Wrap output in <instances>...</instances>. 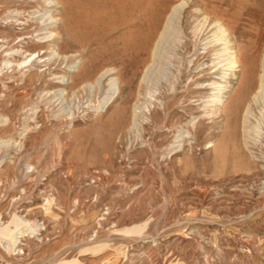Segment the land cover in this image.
<instances>
[{"label":"rangeland","instance_id":"1","mask_svg":"<svg viewBox=\"0 0 264 264\" xmlns=\"http://www.w3.org/2000/svg\"><path fill=\"white\" fill-rule=\"evenodd\" d=\"M131 1L127 25L115 5L87 27L61 0H0V264H264L259 81L233 121L246 73L264 77V0ZM177 3L190 15L159 36ZM215 20L236 71L203 45Z\"/></svg>","mask_w":264,"mask_h":264},{"label":"bare ground","instance_id":"2","mask_svg":"<svg viewBox=\"0 0 264 264\" xmlns=\"http://www.w3.org/2000/svg\"><path fill=\"white\" fill-rule=\"evenodd\" d=\"M42 1L46 2L47 0H42ZM29 3H31V2H29ZM60 3L64 7V9L66 10V16L68 17V24L69 25L71 24L70 23L71 17H78V18H82V21H81V22H83L82 24L87 25V27L89 25L94 26V25L99 24L101 19H102L101 14H100L101 12H103L102 10H105V9L107 10L109 6H115V5H118V7L116 9L115 8H113V9L117 10L116 13L119 15V25L125 26L130 21L129 13H127L128 12L127 9H129V8L132 9L133 7H138V5H139L137 1L133 2L131 0H61ZM72 8H74V9H72ZM49 10H50V7H49ZM73 11H75V14H73ZM197 12L198 11H194L193 14H197ZM181 15L184 18L185 16L186 17L189 16L190 13L187 12V7H185L184 3H177L169 11V14L167 16V22L163 25L162 29L159 31V33H160L159 36L163 35L164 33H165L164 35H166L167 31H169L171 29V27L173 25L172 23L173 22L176 23L177 21H179V19H182ZM147 18H149V17H147ZM177 23H176V25H177ZM214 24H215V30H214V33L212 35L214 37L213 40L205 42L203 45L206 46L205 49H207V50H209L213 47H215L213 49V51L218 50V52L216 53V55H218V57L216 59H221L222 57L227 56V55L230 56V61L227 64H224V66L225 65L228 66L226 70L229 72L230 71H236L239 67V61L237 60L235 53L226 54L228 51H230V48L228 45L229 42H226V39L231 34V30L229 28H227L226 27L227 24H224L221 20H215ZM145 25H146L145 31L139 30L138 33H135V34L131 33L129 35V37H131V39L129 41L128 48L130 51H132V53H135V54L146 53L149 50V48L152 46L151 42L153 40L155 32L159 28V23L157 22V18L155 17L154 13L147 20V23ZM182 25H183V20H182ZM175 29H178V28L175 27ZM198 29L199 28H197V30L194 31V34L197 35V39H199V38L201 39V40L199 39L200 42L202 40L204 42L207 39H210L209 38L210 36L208 37L207 35H205L204 32H203L204 33L203 35L201 34L202 29L200 31ZM69 31H72V29H70ZM169 34H171V33H169ZM163 38L164 37L162 36V39ZM223 41H225V42L223 43ZM212 42H215V43L217 42V43L215 45L212 44V46H209V44H211ZM221 42L223 43V45L221 44ZM155 46H158V44ZM155 50L156 49H154V53L156 52ZM157 50H158V54H159V52H160L159 48ZM227 59H229V58H227ZM227 59L220 60L219 62L215 63L214 66L215 67H216V65L219 66V64H221L222 62H224ZM198 73H200V71ZM104 76L102 79H104ZM91 77H93V75H91L90 78ZM98 77H97V80H100L101 77H99V78ZM244 78H245V76H244ZM246 80L247 81H246L245 90H243L241 95L238 97L237 104L235 106V116L233 119L235 125H237L239 122V117H240V113H241L242 108H243V103L248 99L249 94L254 89H256L258 81H259L258 88L262 89L264 87V77H261L258 80L255 78L252 71H248L246 73ZM103 82L106 83L107 86H105V87H107V88H106V93L105 92L102 93V94H104V96L102 97V99H100L101 101H100V103L96 109V112L98 114L103 112V111H106V109L111 105V103L113 102V100L117 96V94L120 93V92H118V91H120V89L117 86L116 81L113 80V78L111 77V75L107 74V76ZM104 91H105V89H104ZM258 91H260V90H258ZM259 93L260 92H257V94L255 96L257 97V95ZM255 96H254V98H255ZM258 97L260 98V95H258ZM253 101H255V100H253ZM246 117H247V115H245L244 119L247 122ZM123 120H124V115L122 112H120L117 119L115 120L116 121L115 124L113 125L114 131H116L120 128V125H122L124 123Z\"/></svg>","mask_w":264,"mask_h":264}]
</instances>
